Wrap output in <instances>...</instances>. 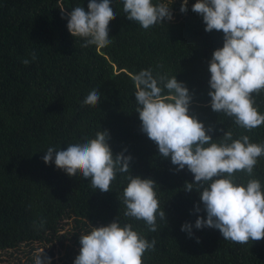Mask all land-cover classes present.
Returning a JSON list of instances; mask_svg holds the SVG:
<instances>
[{"label":"trees","instance_id":"16d2710c","mask_svg":"<svg viewBox=\"0 0 264 264\" xmlns=\"http://www.w3.org/2000/svg\"><path fill=\"white\" fill-rule=\"evenodd\" d=\"M192 3L181 12V0H175L174 18L148 30L114 4L118 14L109 22L112 43L98 46L82 45L81 38L73 37L61 11L77 4L87 7V0H0V252L33 248L34 243L64 247L70 238L79 244L80 232L89 223L107 224L118 216L156 240L142 264H264V237L237 243L212 228L193 229V237L180 230L185 221L205 215L193 211L200 202L197 190L183 187L193 181V174L187 168L175 171L140 131L132 77L161 64L159 71L176 74L195 93L191 110L215 126L214 138L223 135L219 129H231L234 136L245 133L253 142L264 141V122L246 131L208 106V61L222 46L223 33L205 31ZM33 52L34 61L21 63L31 60ZM93 86L101 93L100 102L84 103ZM256 104L264 113V93L256 96ZM100 129L109 130L114 154L126 148L125 154L132 155L133 175L156 182L158 203L166 214V220L157 218V231L123 215L119 197L126 174L118 173L110 191L102 192L79 173L43 161L48 146L93 136ZM255 173L264 181V157L258 158ZM41 217H46L44 226L37 228L34 221ZM70 222L77 228L73 237L65 230ZM71 253L76 256L78 251L73 248Z\"/></svg>","mask_w":264,"mask_h":264},{"label":"clouds","instance_id":"9594fccd","mask_svg":"<svg viewBox=\"0 0 264 264\" xmlns=\"http://www.w3.org/2000/svg\"><path fill=\"white\" fill-rule=\"evenodd\" d=\"M175 0H87V7L77 4L66 15V27L82 45L105 46L112 43L110 19L118 14L114 4L122 5L127 19L141 29L171 21ZM189 0H181L180 11L188 10ZM191 10L202 17L205 31H222V46L213 50L208 61V106L213 112L232 120L237 128L250 131L264 122L256 96L264 93V0H194ZM23 58L28 65L36 53ZM151 66L137 71L134 83L135 112L140 131L157 146L162 158L170 159L175 171L187 168L193 181L184 189H196L199 203L194 206L195 221H185L181 231L189 237L193 229L219 230L224 240L246 243L264 237V181L255 173L258 158L264 157V141L253 142L249 135L234 136L231 129L217 131L191 110L195 93L186 82ZM255 93V95H253ZM101 93L91 87L84 103L97 104ZM110 133L100 129L93 136L74 138L64 144L50 145L43 152L46 164L55 163L68 173L87 178L93 189L110 191L118 173L127 181L120 194L125 217L143 220L148 231H157V218L166 220L160 209L150 177L133 175L132 155L123 149L114 154ZM46 217L34 226H44ZM198 239V238H197ZM149 240L131 222L117 216L107 224L89 223L79 235V251L73 264H142L146 252L154 249ZM44 250V249H43ZM43 250L34 253L32 264H44ZM48 260L52 257L49 255Z\"/></svg>","mask_w":264,"mask_h":264},{"label":"rangeland","instance_id":"374dc122","mask_svg":"<svg viewBox=\"0 0 264 264\" xmlns=\"http://www.w3.org/2000/svg\"><path fill=\"white\" fill-rule=\"evenodd\" d=\"M70 231L69 236L73 237L74 232L77 231L75 224L70 222V224L66 225V229ZM65 246H61L59 243L55 244H40L34 243V247L24 246L18 251H3L0 252V264H26L27 262H31L34 258V253L37 250H43L42 255H44L45 261L44 264H72L75 255L70 254L71 249H76L79 251V244H76L72 238L64 240ZM68 246V248H65ZM51 256L52 259L48 260L47 257Z\"/></svg>","mask_w":264,"mask_h":264}]
</instances>
